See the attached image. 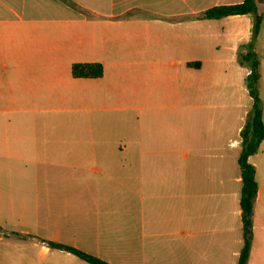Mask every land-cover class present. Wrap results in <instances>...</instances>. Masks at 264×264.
Masks as SVG:
<instances>
[{"label":"crops","instance_id":"0c3cea01","mask_svg":"<svg viewBox=\"0 0 264 264\" xmlns=\"http://www.w3.org/2000/svg\"><path fill=\"white\" fill-rule=\"evenodd\" d=\"M241 1L0 0V205L19 206L0 231L39 240L41 258L57 238L111 264H237L252 17L200 15ZM76 63L103 74L74 77ZM248 162L245 264H264V139Z\"/></svg>","mask_w":264,"mask_h":264},{"label":"trees","instance_id":"16d2710c","mask_svg":"<svg viewBox=\"0 0 264 264\" xmlns=\"http://www.w3.org/2000/svg\"><path fill=\"white\" fill-rule=\"evenodd\" d=\"M68 1V0H63ZM259 0H242L239 3L216 5L204 10L200 17L204 19H220L230 15L247 14L252 17L251 37L247 43L238 47V62L249 69L244 79L245 87L252 99L251 109L241 131V151L238 156V166L241 178L239 207L241 210L243 245L237 264H245L250 251L251 217L254 198L256 195L255 171L248 157L254 154L260 142L264 139V125L262 121V107L258 91L260 78V60L254 50L255 40L261 25V15L257 11ZM70 4H73L69 1ZM74 77L98 78L103 74L100 63H76L71 66ZM51 249H59L75 255L87 264H111L92 254L75 247L55 241H44Z\"/></svg>","mask_w":264,"mask_h":264},{"label":"rangeland","instance_id":"374dc122","mask_svg":"<svg viewBox=\"0 0 264 264\" xmlns=\"http://www.w3.org/2000/svg\"><path fill=\"white\" fill-rule=\"evenodd\" d=\"M50 187V182L48 180V184H44V188ZM18 205H14L12 207L6 206V205H0V215L7 220V227L13 228L17 222V217L13 215V213H18ZM26 215L22 218L25 219V217L28 216L29 212L25 213ZM51 214L54 213H44V216H52ZM27 227L30 225L28 221L25 222ZM6 228V227H5ZM7 228V229H8ZM34 228V227H33ZM2 229L4 227L2 226ZM35 229V228H34ZM35 232V231H32ZM40 233L45 231H39ZM40 239H53L49 237H41ZM59 241H65L67 238H58ZM57 242L56 240H54ZM39 245V240H33L31 238H18L15 236H6V233L4 231H0V264H46L51 256H56V258L64 263L67 264H87L86 262L80 260L78 257H76L73 254H68L63 250L59 249H53L51 252H53L50 255H47L46 257H40L38 254V247L35 245Z\"/></svg>","mask_w":264,"mask_h":264}]
</instances>
